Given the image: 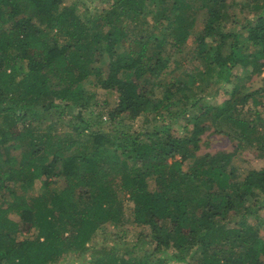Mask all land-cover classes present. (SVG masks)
Here are the masks:
<instances>
[{
	"label": "trees",
	"instance_id": "1",
	"mask_svg": "<svg viewBox=\"0 0 264 264\" xmlns=\"http://www.w3.org/2000/svg\"><path fill=\"white\" fill-rule=\"evenodd\" d=\"M229 7L113 0L89 20L75 1L0 0V264L82 254L100 227L128 220L150 227L153 247L89 263L264 264V164L235 159L247 145L264 158V82L246 83L264 72V9L243 21ZM202 8L191 51L202 66L166 79ZM211 78L222 101L208 97L219 91L206 92ZM87 82L114 90L109 117L161 120L152 130L96 127ZM64 116L73 126L59 130ZM180 118L189 131L178 132ZM211 128L237 139L235 149L200 153Z\"/></svg>",
	"mask_w": 264,
	"mask_h": 264
},
{
	"label": "rangeland",
	"instance_id": "2",
	"mask_svg": "<svg viewBox=\"0 0 264 264\" xmlns=\"http://www.w3.org/2000/svg\"><path fill=\"white\" fill-rule=\"evenodd\" d=\"M75 1L80 8L81 16L89 19L95 20L101 14L104 13L105 9L110 7L113 0H69ZM261 3L260 7L255 6L254 0H229L230 15H237L240 20H245L246 17H253L255 13L264 9V0H258ZM207 14V9H198L196 23L191 32L188 40L183 44V50L181 52H176L174 54V60L170 64L168 70L164 74L166 79H172L173 77L187 76V72L194 71L197 66H202L200 61L191 58V51L195 45V34L202 27L205 17ZM230 24L231 18L228 21ZM58 29L55 28L51 32H55ZM238 74H242L244 71L236 69ZM244 75V74H242ZM213 85L209 86L206 90L215 91L219 90L217 93L210 92L208 97L213 102H219L226 96L222 92V89L218 88L220 81L215 78H211ZM264 82V72L254 73L251 78L246 79V83L251 88H256L262 85ZM87 87L90 92H95V98L91 100L89 107L85 110L86 115H90L91 121L95 123L96 127L103 129L104 131L110 132L115 130H127V129H144L152 130L154 125L161 120V116L155 114H144L137 119L129 118L125 115L118 116L117 118H111L108 115V109L114 104V90L105 89L101 86L95 85L92 82H87ZM206 84V83H205ZM212 93V94H211ZM181 102L175 104L172 107V111H176L183 104V99ZM80 109V106H74L70 104L68 110L75 112ZM165 113L168 112L165 110ZM42 121L41 127L46 129L47 122ZM186 119L180 118L175 124L178 132L184 133L189 131L192 124L185 125ZM72 121L68 117L64 116L63 119L58 121V129L68 130L72 127ZM114 129V130H113ZM201 148L199 150L202 152H215L217 150H234L236 147L237 139L232 138L229 134L224 132L214 131L213 128L207 129L202 135ZM256 146L242 147L236 151L235 159L239 163L244 161H251L256 167H261L264 164V158L259 155L258 151L254 149ZM245 171L247 168L244 169ZM21 191V190H20ZM29 195L36 193L34 190L27 191ZM12 198V197H10ZM2 198L0 197V201ZM11 216L18 218V214L12 212ZM259 217L264 219V207L259 210ZM261 234L264 236V224H262L260 229ZM150 233V227L148 225H141L133 222L132 220L126 221L124 224L119 226H114L113 224H105L99 228L97 233L94 235L91 241L87 243L89 248L84 251V253L79 254V252L72 251L65 255L64 257L58 259L51 264H91L89 260L92 258H98L107 252H113L114 250L125 251L129 247H135L136 253H143L145 248L151 249L153 243L148 239V234ZM27 235V234H24ZM175 264H183L181 262H176Z\"/></svg>",
	"mask_w": 264,
	"mask_h": 264
}]
</instances>
